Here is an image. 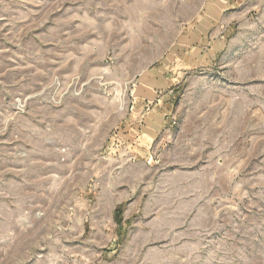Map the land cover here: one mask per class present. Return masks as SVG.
I'll use <instances>...</instances> for the list:
<instances>
[{
    "label": "rangeland",
    "instance_id": "1",
    "mask_svg": "<svg viewBox=\"0 0 264 264\" xmlns=\"http://www.w3.org/2000/svg\"><path fill=\"white\" fill-rule=\"evenodd\" d=\"M0 264H264V0H0Z\"/></svg>",
    "mask_w": 264,
    "mask_h": 264
}]
</instances>
